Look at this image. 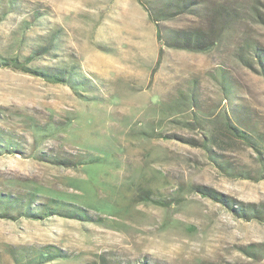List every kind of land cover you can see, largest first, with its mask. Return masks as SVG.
I'll use <instances>...</instances> for the list:
<instances>
[{
  "label": "rangeland",
  "instance_id": "1",
  "mask_svg": "<svg viewBox=\"0 0 264 264\" xmlns=\"http://www.w3.org/2000/svg\"><path fill=\"white\" fill-rule=\"evenodd\" d=\"M168 2L0 0V57L38 49L29 66L84 83L0 65V194L88 217H0L3 264H13L9 245L67 254L42 264H264L242 251L264 242V179L242 176L258 177L260 154L225 127L227 117L254 135L264 158L253 48L264 52V0ZM194 28L223 35L198 51L158 33ZM201 188L260 216L240 218Z\"/></svg>",
  "mask_w": 264,
  "mask_h": 264
},
{
  "label": "trees",
  "instance_id": "2",
  "mask_svg": "<svg viewBox=\"0 0 264 264\" xmlns=\"http://www.w3.org/2000/svg\"><path fill=\"white\" fill-rule=\"evenodd\" d=\"M191 0H176L167 3L170 10L172 7L177 6V8H187L188 3ZM162 11L164 14L168 11ZM151 18L155 19L153 14L151 13ZM169 33L165 37H161L162 32L158 29L159 37L163 40L164 44L168 46H174L178 48L184 49H192L198 51H206L219 42L220 36L222 37L223 31L221 33H217L216 29H169ZM256 51V56L260 61V64L263 68L264 73V52L261 51L257 46L253 47ZM41 50L34 49L32 51L33 55H29L25 58L24 61L20 60V56L15 57H0V65L12 67L17 70H22L25 72H30L41 76L45 80L53 83H67L69 85H79L84 84L81 83L78 78L76 79L72 73L67 71L66 69L55 68L51 70L50 68H34L29 66L28 61L34 57V55L40 54ZM241 56H244L241 54ZM27 61V62H26ZM70 73V74H69ZM85 79H83L84 81ZM225 127L226 129L235 137L246 141L247 143L252 144L253 148L260 154V162L262 163L261 168L258 170V177H251L250 173L246 172L245 178H258L264 179V158L261 155V149L259 146V142L256 140V137L251 133L246 132L245 130L238 128L236 125L231 123L229 119L225 118ZM47 130V129H46ZM3 138L0 136V141L3 142ZM40 154L41 157L46 158L49 155L44 152ZM56 160V158L54 159ZM67 162V161H66ZM201 193L205 196L212 198L215 201H218L228 208H230L237 216L245 219H253L258 218L259 212L256 208L250 205H237L233 200H230L225 195L219 194L211 189L201 188L199 189ZM33 193H29L28 195H12V194H0V217H8V218H19V217H28L34 219H40L45 216H51L53 214L63 215L67 217L81 216V218H88L83 211V209L73 206H69L68 204L62 201H44L37 202L34 198ZM242 251L245 252L249 256H253L255 258H264V242L258 244H250L246 247L242 248ZM8 255L11 257V261L13 264H42L45 262H49L56 258L66 257L67 254L62 251L60 248L55 247L53 245H9L7 247ZM4 253L0 252V264L4 263L3 258ZM146 264V263H141Z\"/></svg>",
  "mask_w": 264,
  "mask_h": 264
}]
</instances>
